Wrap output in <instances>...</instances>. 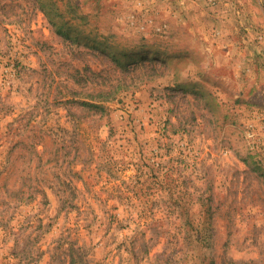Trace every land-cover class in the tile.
<instances>
[{
  "label": "rangeland",
  "instance_id": "obj_1",
  "mask_svg": "<svg viewBox=\"0 0 264 264\" xmlns=\"http://www.w3.org/2000/svg\"><path fill=\"white\" fill-rule=\"evenodd\" d=\"M243 9L0 0V264H264Z\"/></svg>",
  "mask_w": 264,
  "mask_h": 264
},
{
  "label": "crops",
  "instance_id": "obj_2",
  "mask_svg": "<svg viewBox=\"0 0 264 264\" xmlns=\"http://www.w3.org/2000/svg\"><path fill=\"white\" fill-rule=\"evenodd\" d=\"M240 2L244 8L243 9L244 13L246 14L242 20L243 22H240V24H236L232 18L225 19L224 21L226 23L228 30H232L230 31V35L228 33V35L225 37L224 41L227 44H231L232 41H235L237 39L239 43L245 46L242 52H238L239 56L241 54L243 55V51L244 53H246V49L248 45H252L253 43H258L260 38L259 33H262V30L264 29V0H240ZM233 30H241L243 37L242 39L245 42H243L242 39H239L238 38L239 34H236ZM248 34L249 37H247ZM251 95H254V93ZM249 97H250L249 98L250 101L253 103L252 104L253 106L256 107L264 106L263 91L259 93V96L257 98H254L255 96L253 97L249 96ZM255 113L256 114H254V116L252 117L254 118L252 121H254L255 118H257L258 114H260L259 112H255Z\"/></svg>",
  "mask_w": 264,
  "mask_h": 264
},
{
  "label": "built area",
  "instance_id": "obj_3",
  "mask_svg": "<svg viewBox=\"0 0 264 264\" xmlns=\"http://www.w3.org/2000/svg\"><path fill=\"white\" fill-rule=\"evenodd\" d=\"M249 136H253L257 142V149L263 154L264 157V123L259 127L258 131L250 132Z\"/></svg>",
  "mask_w": 264,
  "mask_h": 264
}]
</instances>
